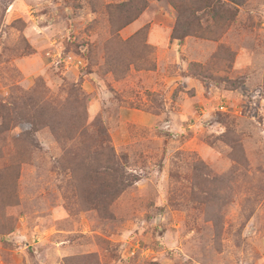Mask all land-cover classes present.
<instances>
[{"label":"rangeland","instance_id":"obj_1","mask_svg":"<svg viewBox=\"0 0 264 264\" xmlns=\"http://www.w3.org/2000/svg\"><path fill=\"white\" fill-rule=\"evenodd\" d=\"M0 264H264V0H0Z\"/></svg>","mask_w":264,"mask_h":264},{"label":"crops","instance_id":"obj_2","mask_svg":"<svg viewBox=\"0 0 264 264\" xmlns=\"http://www.w3.org/2000/svg\"><path fill=\"white\" fill-rule=\"evenodd\" d=\"M152 37L155 38V34H152ZM157 37V36H156Z\"/></svg>","mask_w":264,"mask_h":264},{"label":"trees","instance_id":"obj_3","mask_svg":"<svg viewBox=\"0 0 264 264\" xmlns=\"http://www.w3.org/2000/svg\"><path fill=\"white\" fill-rule=\"evenodd\" d=\"M215 11V10H214Z\"/></svg>","mask_w":264,"mask_h":264}]
</instances>
